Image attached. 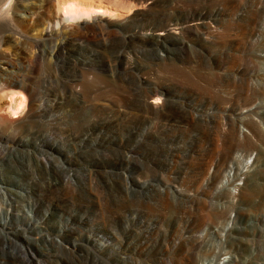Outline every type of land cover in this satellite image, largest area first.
I'll return each instance as SVG.
<instances>
[{"label":"rangeland","instance_id":"obj_1","mask_svg":"<svg viewBox=\"0 0 264 264\" xmlns=\"http://www.w3.org/2000/svg\"><path fill=\"white\" fill-rule=\"evenodd\" d=\"M81 1L106 7L115 26L128 19L118 32L121 46L132 29L193 19L209 27L142 51L122 49L106 73L97 62L111 55L106 31L43 38L41 25L23 30L14 22L8 29L0 21V66L8 53L17 66L10 70L22 67L0 81V95L17 94L14 107L1 114L30 113L13 128L0 124V186L17 192L0 198V264H220L226 256L229 264H264V24L257 19L264 0ZM148 3L151 11L137 10ZM82 17L68 23L82 25L92 15ZM35 52L40 68L32 71ZM75 62L84 64L77 71L81 82L94 81L97 93L81 98L76 111L66 104L71 115L64 119L61 78L65 66L75 73ZM120 77L138 85L149 80L144 95L162 86L207 124L130 111L113 116L102 105L121 106L111 86L130 96L127 84L117 87ZM28 79L33 98L11 84ZM241 121L244 133H238ZM34 176L38 186L31 184ZM171 187L181 194L163 191ZM6 211L13 217L3 228ZM59 236L67 249L51 243ZM92 240L109 246L101 250Z\"/></svg>","mask_w":264,"mask_h":264},{"label":"bare ground","instance_id":"obj_2","mask_svg":"<svg viewBox=\"0 0 264 264\" xmlns=\"http://www.w3.org/2000/svg\"><path fill=\"white\" fill-rule=\"evenodd\" d=\"M86 3H87L86 1H81V0H0V21H2L5 28L8 29L12 28V24L14 22H19L23 30L29 27L35 28L41 25L42 29L38 34L39 37H43V38L47 36H52L54 34L63 33L64 31L70 32L73 31L74 29L80 30V32H85L86 38L90 37V35L98 36L102 32L106 31L108 32V38L111 45V52H110L111 55L108 57L99 56L100 58H98L99 60L97 61L104 70V72L106 73L112 70V65H113V64L111 65V62L113 61L112 59L118 60L122 57L121 53L122 51H124L122 49L134 47L136 49H141L142 51L149 44H162L169 37L174 35L178 37L187 30L199 29L202 26L209 27L208 24L205 23V21H203L202 19H193L183 23L174 24V26H167L161 29L151 30L147 32L145 31L140 32L136 29H132L131 31L128 32L129 33L128 35H125L123 37V44L121 46V44L120 45L118 44L119 42L118 32L120 30H123L127 26L128 19L120 18V23L115 26L111 22L109 23V21L107 20V18L109 17L107 14L108 11L106 7L88 5ZM153 7H154L153 3L142 4L137 10L140 13H144L148 10L151 11ZM77 15L81 17L92 15V17L90 18L85 17L86 19H83L82 25L78 24L77 26L74 23H68L70 19H72V21L76 20V18L74 17H76ZM257 19L260 23L264 24V12H260L257 15ZM39 57L40 55L37 52L33 54L34 64L29 66L30 70L36 71L40 68ZM65 58L67 57L65 56ZM14 59L15 58L12 55L8 53L6 54V61H5L6 65L0 66V81L7 76H15L19 74V71L22 69L21 66L18 65L17 71H12L9 68L10 66L17 67L15 65ZM75 66L77 67V69L74 74H69L68 73L69 67L65 66V70L61 78L60 86L63 89V98H62V102L59 104L63 105V112L61 115L63 116L64 119H66L71 115V110L66 109V104L71 103L70 105L72 111H76L78 107V103L81 100V98L90 95L91 93L94 92L97 93V91H95L96 86L94 84V81L86 80L81 82L79 78V74L77 73V71L82 70L81 68L84 66V64L79 63ZM27 78L28 77H25V80ZM121 78L122 77H120L118 80L119 81L118 83L120 84L117 87L118 88L125 87V85L127 84L126 87L130 88L131 90L130 91L127 90L126 93L130 92V96L120 93L121 90H125V89H121V88L117 89L114 88V86H111L112 90H116L117 94L120 96L121 106L118 107L113 103L109 104L106 102L105 104L104 103L102 104L104 105V107H110L109 110L111 111V114H113V116L116 117V115H126L130 111L133 115L137 117H142L151 114V115L162 116L163 118L169 121L179 118L184 120V122L190 125H193L195 122H197L196 124L197 126H204V124H207L206 120L201 117L202 115L196 113L195 108L186 105L187 103L184 104L179 100H175L171 98L169 92L166 89H164L162 86H158L157 88L152 89V91L149 94L144 95L140 89L142 88V85L152 84L149 80H147L146 78H140L138 85L131 82L127 78H123V79ZM25 80L23 81V83L16 81V82H11V84L14 87L15 86L22 87L24 90L28 92L30 98H33L34 94H33L31 81L30 79H28L27 81H29V83H26ZM50 90L51 89H49V91ZM6 92L0 95V124L13 128L17 123L24 121V119L26 118H29L30 113L25 114L24 112L19 111L14 114L10 113L7 116H2L1 112L3 111L6 112V110L8 111V109H12L14 107V104L16 103L15 97L13 98V96H15L16 93L9 94ZM23 97H25V95H22V98ZM5 105H7V108L2 109V107ZM247 112L248 110H243L241 115L243 116ZM112 123H115V121H113ZM243 125L244 124L241 121L240 125L238 126V133H244L243 130L241 129ZM230 136H232V134H228V133L225 134L226 138ZM126 157L128 159L130 158L129 156ZM249 166L250 163H248L247 168H249ZM48 167L49 165L47 164L46 168ZM232 176H233V171L229 173L228 175L229 178L225 180V184H229V181L232 178ZM0 177H1V172H0ZM31 179H32L31 180L32 185L38 186L40 184L39 179L36 178L35 176ZM48 184L50 186L48 190L50 191V188L54 187V184L51 181H49ZM239 185H241V183ZM144 186H148V184H144ZM44 191L49 192L47 190ZM163 191L165 193L170 192L174 194V196L176 197L181 194L180 190H177L172 187L170 189H164ZM238 191L239 189L235 187L234 193H237ZM14 193L17 192L14 189L10 188L9 186H3V185L0 186V198H5L9 200L10 197L14 196L13 195ZM19 193L21 195L24 194L23 192H19ZM25 193L28 194L27 191ZM12 217L13 214L10 211L8 212L6 211L4 213L3 221H2L3 228H6L9 225ZM234 221L235 218L232 217V222L230 223L229 227L233 225ZM251 240L254 244H256L255 239L252 238L250 240L248 239V241ZM92 241L95 244H97L96 240H92ZM238 242H242V240L238 239ZM51 243L56 244L58 247H61L62 249H67L62 236L52 239ZM97 245L101 250L106 249L109 246L105 242ZM253 249L254 251H257L255 247ZM12 254H17V250L12 251ZM230 260L231 258L226 256L223 258L220 264H229Z\"/></svg>","mask_w":264,"mask_h":264},{"label":"clouds","instance_id":"obj_3","mask_svg":"<svg viewBox=\"0 0 264 264\" xmlns=\"http://www.w3.org/2000/svg\"><path fill=\"white\" fill-rule=\"evenodd\" d=\"M21 107H23V103H21Z\"/></svg>","mask_w":264,"mask_h":264}]
</instances>
